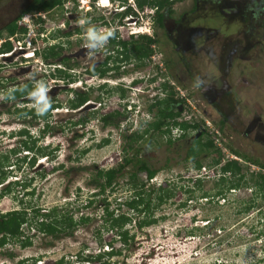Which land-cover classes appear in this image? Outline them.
Listing matches in <instances>:
<instances>
[{
  "label": "rangeland",
  "instance_id": "1",
  "mask_svg": "<svg viewBox=\"0 0 264 264\" xmlns=\"http://www.w3.org/2000/svg\"><path fill=\"white\" fill-rule=\"evenodd\" d=\"M197 1L183 0L172 7L173 12L167 21L169 28L174 23L181 24V17L186 15L181 29L195 32L189 46L165 47L170 67L159 61L160 52H154V60L146 68L136 63L131 68L128 66L135 69V74L126 75V83L119 78L107 79L110 93L98 90L100 82L97 79L89 82L92 101L103 103L102 107L89 111L86 108L66 110L68 100L74 96L71 89L76 82L78 85L83 82L80 78L82 70L74 83L53 80L47 77L50 68L44 66L42 59L51 43L66 47L70 36L77 39L76 34L81 35L89 27L99 29L98 21L102 12L107 11L96 9L85 16L73 0H68L63 8L44 14V17L25 15L18 22L21 28L29 27V32L21 31L13 37L12 52L0 60V161L8 157V162L0 169L8 176L0 191L8 183L19 181L21 186L12 187V193L0 198V214L29 207L32 217L31 209L49 212L58 208L62 214L72 213L76 221L82 216H89L92 220L78 224L71 236L59 240L41 234L35 223L29 228L24 226V237H31L32 244L22 248L20 242H8L0 250V264H57L61 259L71 264H264V223L259 220L262 215L257 208L239 213L254 197L253 188L226 193V200L216 197L212 203L202 198L205 193L214 195L219 188L213 179L218 177L220 166L209 167L217 147L223 152L222 163L236 158L226 149L227 144L264 164V11L254 15L245 5L223 1L217 8L224 14L215 16L213 9L216 7L204 6L203 1L194 12ZM30 3L32 0H0V30H4L7 23ZM243 8L247 11L243 12ZM38 19L43 22L39 24ZM81 20L85 22L80 23ZM75 29L81 30L72 32ZM58 31L71 34L66 37ZM0 37L6 40L7 36ZM133 78H142L143 83L127 94L128 108H124L122 103L125 101L117 85L128 84ZM152 78L154 83L149 85L147 81ZM198 80L213 85L215 90L208 88L203 92L195 88ZM39 81L49 88L51 107L55 102L61 107L50 110L46 120L28 115L24 120L20 118L24 121L21 125L15 120L13 106L16 103L7 96L11 97L13 90L26 83L33 89ZM165 83L175 89V98L182 99L184 94L192 103L183 111L179 121L201 123V130L205 133L203 140L213 136L216 148L210 153H201L204 168L198 173L185 159L191 138L200 131L181 140L178 139L180 131L175 128L172 137L176 141L172 145L167 143V136L148 135L151 143L143 145L141 156L158 173L146 190L169 186L174 187L176 193L154 211L156 224L142 230L134 224L129 226L135 238L126 248L113 232L101 228V198L87 206L95 192L89 186V180L91 172L107 170L120 163L127 142L125 136L146 129L147 124L156 120L158 108L149 109L153 103L166 97ZM27 102H18L19 107L41 115L30 97ZM120 108L128 119L121 121L119 128H103L99 116ZM221 121L224 125L219 130ZM23 129L28 135L21 137L19 132ZM106 139L109 142L104 144ZM23 141L29 146L35 142V151L25 149ZM101 143L102 146H98ZM38 148H43L48 156L36 152ZM237 158L248 179L251 173L262 172L256 165ZM145 177L141 174L140 179ZM198 177L208 179L204 180L201 190L188 193L187 185H192L189 179ZM26 182L28 187L22 188ZM132 189L124 179L107 192L105 197L111 204L110 209L116 213L126 212L123 203L133 196ZM27 192L33 194L27 195ZM261 210L264 212V205ZM112 248H122V253L111 256ZM86 258L89 261L84 260Z\"/></svg>",
  "mask_w": 264,
  "mask_h": 264
},
{
  "label": "trees",
  "instance_id": "2",
  "mask_svg": "<svg viewBox=\"0 0 264 264\" xmlns=\"http://www.w3.org/2000/svg\"><path fill=\"white\" fill-rule=\"evenodd\" d=\"M68 0H34L32 4L27 7L22 13L15 18V20L4 27V30H0V36L6 34V41L3 42L2 46H0V55L10 53L13 50V46L10 38L15 37L21 31H27L25 28H21L18 25L20 19H22L25 15L30 14L32 12L42 11L47 12L50 10L63 8L65 2ZM121 1L125 3L127 0H114ZM183 0H136V4L140 9H144L146 6L148 7H157V12L154 16L156 17V24L158 28H164V18L166 12L170 15L172 14V7L177 2H182ZM41 20V19H40ZM81 29L77 31L80 32ZM4 32V33H3ZM57 33L68 37L71 33H65L58 31ZM58 36V34H57ZM1 38V37H0ZM56 38V37H54ZM112 43L115 42L114 39L110 40ZM158 41L149 38L145 35H142L140 40L137 41V45L135 46V50L137 52L139 60L142 57H145L147 54L148 44H155ZM126 45L125 43H122ZM64 48L59 45H54L48 47L44 51L43 61L46 65H57L56 70L51 72L50 77L54 78L58 81H67L70 80L68 73L69 63L68 60H58L55 61L56 58L62 57ZM169 67V65H167ZM177 80V78L174 76ZM33 89L30 85H25L23 88H18L11 95L14 98L27 97L29 93ZM175 89L172 88L169 83H165L163 85V91L166 93V97L164 99H160L151 105L150 110L152 108H158V114L155 121L147 124V128L144 130H137L130 134L129 136H125L126 145L123 149V157L115 167L110 169H98L91 172V179L89 180V186L94 189V193L91 195V199L88 200V205L91 206L98 201L97 198L100 199V203L102 205L103 211V225L101 228H105L107 231L113 232L119 242L123 247H126L131 244L134 240V234H131L129 226L134 224V226L140 230L153 226L156 224L157 218L154 215V211L159 209L161 205L167 203L175 196V188L160 187L157 190L151 188V190H146V187L150 184V182L155 178L158 173V170L153 168L146 159L142 158V149L143 145L147 146L151 143V139L148 138L149 134H159L162 136H167V143L169 145L174 144L176 141L172 137L173 129L177 128L180 131V136L178 139H186L191 133L200 131L199 134H195L191 138V144L188 148L187 155L185 161L188 164H192L193 168L199 173L204 168L203 162L200 158L202 152L210 153L214 146L213 136L208 137L207 140H203L205 133L201 130L202 124L196 122H190L188 120L179 121L183 111L185 112L187 103L185 99L175 98ZM9 96H7L8 98ZM82 97V95H81ZM80 99L78 106L82 105L83 99ZM27 103V102H26ZM53 108V107H52ZM50 108L46 113L41 115H36L34 110L28 111L26 108L21 110H16L15 113L22 117L33 116L34 118H39L46 120L48 118L47 113L52 109ZM115 115L111 116H101V121L105 125L110 124V118H114ZM224 122H220L219 130H222ZM118 127V125H116ZM23 131V132H22ZM21 135H28V132L22 130ZM32 138V137H31ZM109 140L106 139L103 141L104 144L108 143ZM24 148L28 151H35V142L33 146H29L27 141H23ZM98 146H102L98 145ZM227 150H229L236 157L241 158V160H245L250 164L256 165L261 169L262 172L251 173V177L248 179L246 173L243 171V164L239 162L237 159H231L225 163H222L223 152L220 147H217L213 154V160L210 163V168L214 169L220 166L218 169V177H216L215 182L216 185H219L218 191L214 195H210L205 193L202 198L207 199L208 203H212L216 197H221L224 200L226 193L236 192L243 188L251 189L254 197L250 198L248 201V207L242 209L239 213H245L250 211L253 208L259 209V212L262 217L259 219L264 223V212H262L261 208L264 205V164L259 161H255L250 157L240 153L236 149H234L231 145H225ZM42 156H48L43 148H38L36 152ZM27 159L24 158V161ZM33 160L32 164L34 163ZM8 162V157H4L3 162L0 161V166L3 169L4 165ZM132 167L133 170L127 171L128 168ZM141 174H145V179L141 180ZM256 174V175H255ZM7 174L1 170L0 171V186L7 179ZM126 179L131 187L133 188V196L127 199L123 204L126 208V212L119 211L116 213L115 210H111V204L107 201L105 197L107 192H110L114 189V187L121 181ZM208 178H196L189 179V183L192 185H187V192L194 194L198 190H201L204 180ZM28 183H23L22 188H27ZM171 185V184H169ZM21 186L20 182L9 183L7 186L3 188V191H0V198H2L6 194L12 193V187ZM148 193V194H146ZM33 194L31 192H27V195ZM191 200V199H190ZM245 204V203H244ZM185 206V205H184ZM32 208V207H31ZM29 207H24L20 210L10 211L7 213L0 214V250L8 244V242H20L21 247H29L31 243V237H24V226L27 228L32 227L35 223L37 226V231L45 236L51 237L52 240H59L63 236H71L74 233L75 228L78 224L88 223L92 220L89 216H82L78 221H76L73 217V214L70 212L62 214L58 208H55L49 212H42L40 209H31V214L28 212ZM210 223V222H209ZM208 223V224H209ZM264 230V227L263 229ZM264 232V231H263ZM101 231L99 230V234ZM264 235V234H263ZM111 256L120 255L122 253V248L115 250L112 248ZM12 256V255H11ZM90 258V257H88ZM86 258L84 260L89 259ZM81 259V258H80ZM82 261V260H81ZM19 264H24V262H20ZM57 264H71L70 262H66L64 259H61Z\"/></svg>",
  "mask_w": 264,
  "mask_h": 264
},
{
  "label": "flooded vegetation",
  "instance_id": "3",
  "mask_svg": "<svg viewBox=\"0 0 264 264\" xmlns=\"http://www.w3.org/2000/svg\"><path fill=\"white\" fill-rule=\"evenodd\" d=\"M33 1L34 0H32V2ZM200 1H203L204 6L210 5V6H213V8L216 7L213 9L215 16L218 14H220V16H222L224 14L223 11L219 12V10L217 8L218 5L221 4L223 1H228L231 4H242L243 6L245 5L244 7H246V9L248 11H251L252 13H254V15H259L260 13H262L264 11V0H198L197 3L195 4L196 9L194 10V12L198 11ZM245 3H247V4H245ZM29 6H27V7H29ZM27 7H25L23 10H25ZM246 9L243 8L242 9L243 12L247 11ZM23 10L18 12V14L15 16V18H17L22 13ZM52 11L53 10H50V11H47L45 13H51ZM40 13H42V11H40ZM102 13L103 14L101 15V17L98 21L99 22L98 25L103 29L104 28L108 29L105 32H110V26H111V28H114V30L116 29L115 31H113L111 37L109 38L108 43L105 45L104 48L100 49L98 52H96L93 55H86V53L88 52V49L85 47V45H86V32L87 31H84L81 35L76 34V36H78L77 39H73L72 36H70V39L68 38L69 39L68 45H67L68 47L63 46L64 50L62 53V57L55 59L56 62L58 60H63V59L68 60V63L70 65L69 69H68V73L70 74V76H69L70 80H67L68 83H70V82L74 83L75 81H77L79 76L77 77L76 75L78 73H80L79 70H82V72L80 73L81 74L80 78L83 80V82H81L82 83L81 85H78L79 82H76L75 87H73L75 89H73V88L71 89V92L74 93V96H72L71 99L68 100L69 103L67 104V107H66L67 112H69V110L76 111L79 108H86L87 109L86 111H89V109H91V108L95 109L96 107H99V108L102 107L101 105L103 103L99 102L98 100L92 101V99L90 98V92L92 89V85L89 82L97 79L100 82L98 90H101L102 92H103V90H105L106 93H110L109 89H108L109 80H107V79L111 78L112 80H115V79L119 78L120 80H124V82L126 83L125 76L129 75L133 71H135V69H129L128 66H130V68H131V66L136 63V64H138V66L140 65V67L146 68L148 63H152V60H154V56H155L154 52H160L159 56L161 59L159 58V61L161 60L162 65L164 64V66H166L167 68H168L167 65H169V67H170L171 63L169 62V58L166 55L165 47L168 48L169 46H174V49H177L178 46H180V47L184 46V45L189 46L191 44V36L195 32L193 29H191V30L190 29L184 30L183 28L181 29V27L183 25L182 23L185 22V19H187L186 15H183L179 21L182 25L174 23L173 27H170L171 29L169 28L168 23H167V21L170 20V17H171V15L169 13L166 12V15L164 18V28L163 29L158 28V26L156 24V17H155L154 23H153L152 37H149V36H147V37L153 38V39L157 40L158 42L155 44H148V48L146 51L147 54L145 55V57H142L141 60H139L137 52L134 48L137 45V41L140 40V38L142 36H133L126 29L127 27L124 29H121L122 25L125 26V25L129 24L130 21H132L136 18V16L129 18V16L132 14V10H129L127 8H122V9H118L117 11H113L110 13H107V12H102ZM15 18L11 22H8L7 25L12 23L15 20ZM224 18H226V17H224ZM101 19H103V20L101 21ZM70 21H72V20L70 19ZM37 22L40 24L43 21L38 19ZM23 28H25V27H23ZM77 30L78 29H75L72 32H76ZM161 31H162V33H161ZM27 32H29V31L27 30L24 33H27ZM163 37H164V39H163ZM111 39H114L115 42L112 43L110 41ZM122 43H125L126 45H123ZM57 44L58 43H56V42L53 44L51 43V46H54V45L56 46ZM7 54H9V53L0 55V60L9 56ZM80 61H82V63ZM44 66L50 68V72L47 75V77H50L51 72H54V70H56V68H57V65H55V64H53V65L52 64L51 65L44 64ZM133 73L131 74V76L133 75ZM174 76H175V74H174ZM51 79L55 80L54 78H51ZM142 80H143L142 78H140V80L137 78H133V80L128 84L124 83L125 85L124 84H118L117 85L118 89L121 92V97L123 98V101H125V103H122L124 108H128L126 105V103L128 102V99H127V101L125 100L128 96L127 94L133 93L134 92L133 90H136L137 85L143 83ZM147 82L149 85L153 84L154 79L152 78L151 80H149ZM27 84L28 83L23 84L21 86V88H23ZM18 88L19 87H17L15 90H13L12 93L14 91H16ZM209 88L215 90L213 88V85H211ZM81 95H82V97H81ZM10 96L11 97H8L7 99L8 100L13 99V101L17 104V107H16V104H15V106H13L15 111L17 109L21 110V109L25 108V107H19L20 105L18 104V102H20V104L29 103V102H27L29 100V95L27 97H21V98H14L12 95H10ZM80 97H81V99H83V103L81 106L80 105L78 106V104L80 102V99H79ZM57 104L58 103L55 102V104L52 105V107H53V108L51 107L52 111L58 110L59 107H61V105L59 106ZM9 110H11V109H9ZM9 110H7L8 113L10 112ZM130 110H132V107L129 108V111ZM15 111H14V113H15ZM112 114H114L115 117L110 118V124L105 125L103 123V121H101V116H111ZM127 117L128 116L125 113H123V110L120 108V109H116L113 112H109V113H105V114L100 115L99 116V122L102 124L103 128H107V127L119 128L120 122L125 120V119H128ZM15 118H16L15 120L17 122H20V124L21 123L24 124V121H21L19 119L23 118V120H24L25 117H22L20 115L17 116V114H16ZM116 125H118V127ZM19 133H21V131ZM19 136L24 137L25 134H23V135L19 134ZM127 136H129V135H127ZM16 152H18V151H16Z\"/></svg>",
  "mask_w": 264,
  "mask_h": 264
},
{
  "label": "built area",
  "instance_id": "4",
  "mask_svg": "<svg viewBox=\"0 0 264 264\" xmlns=\"http://www.w3.org/2000/svg\"><path fill=\"white\" fill-rule=\"evenodd\" d=\"M74 3H76V5H78V10L80 11H84L85 12V16L94 12L96 9L99 10H104L107 11L108 13L113 12V11H117L118 9H122L124 8V4H122L121 1H114V0H106V6H104V3L101 4L100 0H73ZM124 5V6H123ZM128 7H130L132 9V14L129 16V18L131 17H135L136 18L132 21H130L129 24L121 27V29L124 28H129V33L130 34H143L146 33L148 35H152V31H153V23H154V15L157 11V7H145L143 10H141L137 4H136V0H128ZM126 8V6H125ZM48 14V13H30L27 14V16H42L44 17ZM25 18V17H24ZM23 20V19H22ZM84 20V19H83ZM27 29L29 27H26ZM100 30H103L104 32L107 31L108 29H103V28H99ZM116 30V29H115ZM114 28H111L110 26V32L113 33V31H115ZM17 36V35H16ZM12 38H10L11 40ZM12 41V40H11ZM3 42H5V40H1L0 39V46H2ZM20 44V43H18ZM182 96L184 97V99L186 100V103L188 104L187 107L189 105H192L191 101L184 95L182 94ZM194 109H196L194 107ZM186 111V110H185ZM237 159V158H235Z\"/></svg>",
  "mask_w": 264,
  "mask_h": 264
},
{
  "label": "clouds",
  "instance_id": "5",
  "mask_svg": "<svg viewBox=\"0 0 264 264\" xmlns=\"http://www.w3.org/2000/svg\"><path fill=\"white\" fill-rule=\"evenodd\" d=\"M105 2H106V0H100L101 4H103ZM122 4H124L127 9L132 10L127 5L128 4V0L125 3H122ZM125 6H124V8H125ZM146 7H148V6H146ZM141 10H143V9H141ZM38 12H40V11H38ZM42 13H45V12H42ZM84 22L85 21H83V20L80 21V23H84ZM111 35H112L111 32H104L103 30L97 29L95 27H89L87 32H86V45H85V47L88 49V52L86 53V55H93L96 52H98L100 49L104 48L105 45L108 43L109 38L111 37ZM132 35L133 36L145 35V36L152 37V35H148L146 33L138 34V35L132 34ZM209 86L210 85L207 82H201V81L198 80V82L195 84L194 87L197 88V89H200V90H202L204 92V91H207ZM48 92H49V88L47 87V85L43 81H39V82H37L34 85L33 90L29 93V97L32 100V102L34 103V106H35L36 111H37L38 114L46 113L51 108V99H50V97L48 95Z\"/></svg>",
  "mask_w": 264,
  "mask_h": 264
}]
</instances>
